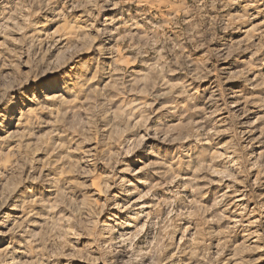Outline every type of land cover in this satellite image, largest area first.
<instances>
[{
  "label": "clouds",
  "instance_id": "obj_1",
  "mask_svg": "<svg viewBox=\"0 0 264 264\" xmlns=\"http://www.w3.org/2000/svg\"><path fill=\"white\" fill-rule=\"evenodd\" d=\"M0 264H264V0H0Z\"/></svg>",
  "mask_w": 264,
  "mask_h": 264
}]
</instances>
